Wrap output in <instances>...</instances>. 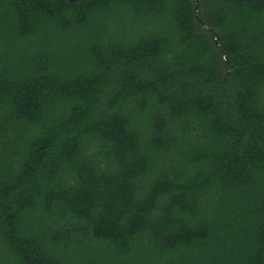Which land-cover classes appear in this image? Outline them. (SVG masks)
I'll use <instances>...</instances> for the list:
<instances>
[{
	"label": "trees",
	"instance_id": "16d2710c",
	"mask_svg": "<svg viewBox=\"0 0 264 264\" xmlns=\"http://www.w3.org/2000/svg\"><path fill=\"white\" fill-rule=\"evenodd\" d=\"M0 264H264V0H0Z\"/></svg>",
	"mask_w": 264,
	"mask_h": 264
},
{
	"label": "water",
	"instance_id": "95a60500",
	"mask_svg": "<svg viewBox=\"0 0 264 264\" xmlns=\"http://www.w3.org/2000/svg\"><path fill=\"white\" fill-rule=\"evenodd\" d=\"M68 1H70V2H74V1H76V0H68Z\"/></svg>",
	"mask_w": 264,
	"mask_h": 264
}]
</instances>
